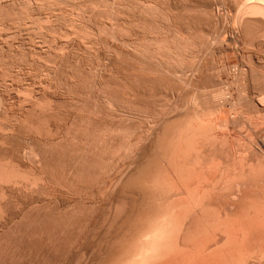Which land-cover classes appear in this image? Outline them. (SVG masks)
Listing matches in <instances>:
<instances>
[{"label":"rangeland","instance_id":"rangeland-1","mask_svg":"<svg viewBox=\"0 0 264 264\" xmlns=\"http://www.w3.org/2000/svg\"><path fill=\"white\" fill-rule=\"evenodd\" d=\"M216 1L215 0H201V1L200 0H159V1L158 0H152V1L151 0H146V1L145 0H0V127H1L0 128V148H1L0 165H3L0 166L1 167L0 177L5 178V176L8 175L9 179L10 177L11 179L13 178L12 181L10 180V182L8 183L2 182L0 184L1 187L0 196L3 195V197H0V201L1 199H3L2 202L0 203V206L2 205L0 208L4 210V211L1 210L2 213H0L1 214L0 264H100L102 263L100 261L101 259L104 258V254L107 251V246H109L110 244H111L110 246L114 245L113 243L115 242L114 240L116 234L114 235L113 233H117L116 231L114 232V230H117L115 229L116 227H114L115 226L114 224L116 222L114 221V219H112L111 216V214H113V211L115 210L114 205L116 204V199H118L117 196H119V194H117V190L121 185L116 183L117 181L115 180H118L116 177L118 175L120 176L124 169L126 171L129 170L130 168L129 171L134 172L138 164L142 162L141 161L143 160L142 156L145 155L144 157H146L147 155L154 153L153 150H155L154 147H156L154 146V144L156 143L155 140L158 137V134L162 133L163 129L165 128L164 126L166 124H167L166 126L168 127L170 126V124L172 125L171 122L176 120V119L173 120V118H177L178 116L180 117H178L177 119L179 120L180 118V120H182L184 116L187 114V112L190 113L192 111V110L189 111L190 110L189 108L191 109L195 108V105H197L195 104L196 101L197 103L202 102L201 103L202 107L209 110V108L211 109L214 103L218 102V99H213L211 95H215V94L220 95L221 89L225 88L226 90V88L228 87L227 88L228 91L226 90L227 92L223 89V91L228 94L230 92L229 95L232 96V99H230L229 104L227 103L228 110L232 109L231 106H233L234 112H242L244 110L243 105L245 104H242V102L237 104L238 102L235 100L237 99L236 97L240 95V94L238 95V92L241 91V90L239 91V89L243 88L244 84L245 86H247L246 83L242 82L241 80L242 78L238 80V78H240L241 76L235 80V82L238 80L237 81L238 84L234 82L235 76L233 75H237V70H235L234 67L231 68L228 71V73H225L223 75L222 72H219V68L224 64L222 61L224 62L228 61V63L230 64H235L236 62H238V64L237 63L235 64L238 66L247 62V60H248V63H246L247 66H250V64L255 61L253 63L254 65L256 63L255 58L263 60L264 62V48H263L264 46L261 47V45L264 44V42H261L260 44V42L257 41L256 43L258 44L259 47L256 45V43L254 44L252 41L251 42L253 44L251 42L250 45L246 44L248 43L247 39L242 37L241 35L240 37H238L237 33L232 31V29L234 28L231 29L232 26L234 27V23H232L234 22V19L232 18H234V15L236 14V9L235 8H234L235 10L233 9L234 7L233 3H230L229 0V4H232V7L228 8L230 7V5L227 6L228 3H226L227 6L226 8V6L222 7L221 4H220L221 6L218 5L219 4L218 1H220V3L223 1L224 4L226 0H222V1L216 0ZM204 5L208 6L206 7L207 12L205 10L206 8ZM230 13L232 14L235 13V14L232 17V14L230 15ZM228 14L232 18L228 16ZM225 25L227 26V28L224 27ZM221 27H223V29H221ZM225 28L227 30H225ZM230 29L235 34H233L230 31ZM219 31L228 33V34H224L227 35L228 37L226 36L225 39V36L222 35L223 33L222 32L220 33ZM180 38L183 40H181ZM224 39L226 41H224ZM244 39H246V41H244ZM165 47L166 48L168 47L169 49L167 50ZM125 51H127L128 53ZM130 51L132 53H130ZM153 52L155 55L153 54ZM242 55L243 56L245 55L248 58L243 57ZM157 56H159V58ZM249 56H252L250 57L251 60H253L251 63H249L251 61L249 59ZM153 57H155V59ZM239 57L242 59L245 58L244 59L245 62ZM201 58H203V60H201ZM228 58L232 62H229ZM161 59L162 61H160ZM219 59L221 63L219 62ZM239 59L241 60V62H239L240 61ZM171 60L175 62L174 65L177 66H174ZM203 61L205 62L206 65H204ZM155 62L158 63L155 64ZM159 62L160 63L164 62L162 64L163 66ZM169 62H171V64ZM199 64L204 65V69H206L202 72V75H200L196 70ZM215 64L218 65L215 66ZM156 65H159L160 68L159 66ZM180 66L183 69L181 68L180 70ZM255 66L257 69L258 68L257 66H259V64L257 65L256 63ZM216 67H218V69H216ZM260 67L262 68V65H260ZM212 69L216 72L218 71L217 73L219 74V76L218 74H215L216 75L215 76L214 73L216 72H214ZM232 70L233 72L235 71L236 74L235 72L234 74L233 72L231 73ZM258 70L256 71L258 72ZM261 70L263 71L264 69ZM173 71H175L176 73ZM262 71H259L258 74ZM204 72L207 73L205 74ZM226 74L227 75L229 74V76H231L230 78L232 79L227 78L228 76ZM207 80L210 81L208 82ZM218 80H221L220 82L222 83L226 82V84L220 83L221 86H219V84L216 83V86H219L220 88L218 89L217 87H215L216 88L215 89L214 83L215 81ZM239 81L241 84H243V86L240 85ZM227 82H234V83L227 84ZM260 83L261 81L259 82L258 80V82H255V85L253 84V86H259L261 85ZM245 86L244 88H246ZM213 88L215 89V91ZM223 91L221 92L224 93ZM242 91L240 93H242ZM204 94L205 96L203 97ZM199 97H201L202 100ZM125 100L127 102H125ZM231 103H234V105H232ZM237 105L241 106L242 110H240V107H237ZM112 106L113 107L116 106L117 108L116 107L113 108ZM142 108L145 110H143ZM236 108H238V111L236 110ZM137 109L139 111H137ZM185 109L188 110L186 111V113H185ZM245 110H244L245 113L243 114L244 115L246 114L245 115L246 117L242 114L243 117L240 118L237 121V123L234 124L233 127H230L231 134L232 131L233 133H236L235 130L237 131V127L238 129L239 127H241L243 134L246 133V130H244L246 128H243L241 125L247 127V125L244 124H247V119L249 118L250 120L251 119L250 117L253 118L255 113L253 114L251 112L253 114L252 115L249 112L251 111L250 107L249 108L247 107V109ZM138 113L143 115L141 116ZM91 114H93V116ZM99 114H101L102 116L101 115L99 116ZM247 114H249V116ZM88 116L89 119L87 118ZM163 116L166 118H164ZM85 117L87 118V120H85L86 119ZM156 117L158 118L156 119ZM161 122L163 123V125ZM242 122H244V124ZM98 123L100 125H98ZM152 125L153 128L149 127ZM154 125L156 128L154 127ZM161 127L163 129H161ZM69 129L71 130L69 131ZM85 129L87 130V133H85L86 132ZM100 129L101 130L104 129L102 130V133H100L101 132ZM114 132H116V134L118 135L116 136ZM262 132L263 131H261V134H259L260 133L259 132L258 136L259 138L261 136L262 139H264V135L262 136L263 134ZM123 133H125L127 137L125 136V134H124L125 137L122 136ZM129 135L132 137L131 138L132 140L131 139L128 140ZM121 136L123 137V139ZM99 138L100 139L102 138L101 139L102 141L99 140ZM91 139L94 142V144L91 141ZM94 139L97 140L94 141ZM140 139L141 141H139ZM72 140L75 142H71ZM143 140L144 141L147 140L146 141L147 144L146 143L144 144ZM239 140L240 143L247 142L246 141L247 138L244 136L239 137ZM51 141H52L51 143L52 145L48 143ZM126 142L128 143L130 142L129 143L130 145L128 143L126 145ZM25 143L29 148L26 146ZM133 143L139 144V146L137 145L136 147H134ZM64 144L66 147L64 146ZM58 145L59 146L61 145V147H59ZM72 146H74V148ZM128 147L132 149V152L130 150H129L130 152L128 151L129 149ZM81 148H83V150ZM119 148L120 151L121 149L124 148L122 150L124 152L123 154L122 151L121 152L119 151ZM103 149L107 151L105 152V150L103 151ZM109 149L111 150L112 153L110 152ZM87 150L89 151L92 150V151L89 152ZM37 152L39 153V156ZM28 154L31 155L33 154L34 157L33 156L31 157V155ZM69 154L71 157L69 156ZM103 154L106 156H102ZM110 154L111 157H109ZM128 155L130 157L129 159H128ZM60 156H62V158H60ZM138 157L140 159V162L138 161L139 160ZM81 160L85 161L86 164L88 165H85V162L83 163ZM97 160H99V162ZM122 160L123 162L121 163ZM15 162L19 166H17ZM97 162L98 164H95ZM115 162H117L116 165L114 164ZM92 163H94V166ZM57 164L60 165L58 166ZM103 165L104 168H102ZM131 165L133 168L131 167ZM54 166L56 169L54 168ZM60 166L61 167L63 166V168H61ZM97 166L98 167L101 166V167L98 168ZM113 166L114 167L116 166L117 168L115 167L116 168L115 169ZM2 167L4 168L2 169ZM82 167L83 169H81ZM91 167H94V169ZM17 168L19 169V171L16 170ZM112 168L114 171L112 170ZM6 171L7 172L9 171L13 175H11L9 172L7 173ZM125 171H123V173ZM47 172L49 173L47 174ZM70 172L71 175H68L70 174ZM81 172H82V177H79V175H81ZM72 173L74 176L72 175ZM62 174H64V176ZM106 174L109 176H107ZM17 176L18 177L21 176L22 179H18ZM41 176L44 178H42ZM119 176L118 178H120ZM40 177L41 179H39ZM101 178L103 179V181ZM6 179H8L7 176ZM24 180L25 182H23ZM125 180L126 177L124 176L123 178H121V181H118V183L124 182ZM19 181H21V183ZM32 181L34 182L32 183ZM11 182L13 185L15 183L17 186L21 184L20 185L21 187L20 186L16 187V185L12 187L13 185L11 184ZM28 182H30V184ZM45 182L49 184H46ZM82 183L84 186L82 185ZM31 184H33L32 186L35 187L30 186ZM114 184H116L117 186H115ZM4 186L7 188H5ZM113 186L115 187V189ZM21 194L23 197L21 196ZM21 212L22 213L24 212L23 215L21 214ZM76 214L78 215V218ZM110 221H114L115 223ZM84 223L86 224L84 225ZM110 225H114V226L111 227ZM111 234L112 236L114 235L113 236L114 239L112 238ZM108 238L111 239L108 240ZM104 246L106 247L105 249L106 251H102L104 250L103 248H105Z\"/></svg>","mask_w":264,"mask_h":264},{"label":"bare ground","instance_id":"bare-ground-1","mask_svg":"<svg viewBox=\"0 0 264 264\" xmlns=\"http://www.w3.org/2000/svg\"><path fill=\"white\" fill-rule=\"evenodd\" d=\"M146 1V0H145ZM152 1V0H151ZM159 1V0H158ZM201 1V0H200ZM216 1V0H215ZM222 1V0H221ZM218 5L222 7L230 5L229 0L223 1ZM155 3V2H154ZM207 3V2H206ZM217 3V1H216ZM236 9L234 15V27L230 26L233 32L237 33L247 39L246 44H255L257 41L264 42V0H230ZM147 4V3H146ZM215 4V3H214ZM145 5V4H144ZM220 5V6H221ZM224 5V6H223ZM205 6V5H204ZM226 6V8H227ZM208 6H205V8ZM216 7V5H215ZM218 7V6H217ZM123 8V7H122ZM150 8V7H149ZM154 8V7H151ZM121 9V8H120ZM139 9V8H138ZM234 9V10H235ZM145 10V9H144ZM207 12V8L205 9ZM218 10V9H217ZM224 10V9H223ZM233 10V11H234ZM150 11V10H149ZM157 11V10H156ZM229 11V10H228ZM235 12V11H234ZM206 14V13H205ZM147 15V14H146ZM157 15V14H156ZM200 15V14H199ZM121 16V15H120ZM176 16V15H175ZM43 17V16H42ZM227 17V16H226ZM229 17V18H230ZM121 18V17H120ZM125 18V17H124ZM132 19V18H131ZM211 19V18H210ZM217 19V18H216ZM228 19V18H227ZM231 19V20H232ZM44 20V19H43ZM206 20V18H205ZM218 20V19H217ZM230 20V21H231ZM216 21V20H215ZM148 22V21H147ZM161 22V21H160ZM172 22V21H171ZM214 22V21H213ZM143 23V22H142ZM149 23V22H148ZM153 23V22H152ZM151 23V24H152ZM164 23V22H163ZM231 23V22H230ZM217 24V23H216ZM193 25V24H192ZM200 25V24H199ZM224 27L227 28L225 25ZM135 28V27H134ZM157 28V27H156ZM225 28V30H227ZM149 29V28H148ZM223 29V27H221ZM220 29V30H221ZM229 29V28H228ZM230 29V31H231ZM224 30V31H225ZM223 31V30H222ZM221 31V32H222ZM231 31V32H232ZM177 32V31H176ZM220 32V31H219ZM220 32V33H221ZM232 32V33H233ZM217 33V32H216ZM228 34V33H224ZM211 34V33H209ZM219 34V33H218ZM235 34V33H233ZM231 34V35H233ZM177 35V34H176ZM230 35V36H231ZM181 36V35H180ZM201 36V35H200ZM225 39L227 35H224ZM169 37V36H168ZM179 37V36H178ZM228 37V36H227ZM234 37V36H233ZM214 38V37H213ZM181 39V38H180ZM198 39V37H197ZM224 39V41H226ZM229 39V38H228ZM238 39V38H236ZM241 39V38H240ZM244 39V41H246ZM148 40V39H147ZM164 40V39H163ZM166 40V39H165ZM170 40V39H169ZM173 40V39H172ZM183 40V39H181ZM156 41V40H155ZM160 41V40H159ZM167 41V40H166ZM171 41V40H170ZM229 41V40H228ZM227 41V42H228ZM236 41V40H235ZM252 41V42H251ZM151 42V41H150ZM172 42V41H171ZM175 42V41H174ZM184 42V41H183ZM251 42V43H250ZM138 43V42H137ZM144 43V40H143ZM149 43V42H148ZM153 43V42H152ZM155 43V42H154ZM162 43V42H161ZM164 43V42H163ZM167 43V42H166ZM176 43V42H175ZM174 43V44H175ZM201 43V42H200ZM214 43V42H213ZM252 43V44H253ZM173 44V43H172ZM184 44V43H182ZM190 44V43H189ZM221 44V43H220ZM242 44V43H240ZM259 44V45H260ZM117 45V44H116ZM144 45V44H143ZM177 45V44H176ZM194 45V44H193ZM222 45V44H221ZM258 46V44L256 43ZM118 46V45H117ZM130 46V45H129ZM167 46V45H166ZM192 46V45H190ZM196 46V45H195ZM264 44L261 45V47ZM121 47V46H120ZM123 47V46H122ZM138 47V46H137ZM146 47V46H145ZM163 47V46H162ZM173 47V46H172ZM254 47V46H252ZM251 47V48H252ZM259 47V46H258ZM126 48V47H125ZM132 48V47H131ZM143 48V47H142ZM153 48V47H152ZM159 48V47H158ZM166 48V47H165ZM233 48V47H232ZM239 48V47H238ZM264 48V47H263ZM262 48V49H263ZM141 49V48H140ZM139 49V50H140ZM155 49V48H154ZM169 49L168 47L166 48ZM175 49V48H174ZM196 49V48H195ZM201 49V48H200ZM259 49V48H258ZM112 50V49H111ZM158 50V49H157ZM171 50V49H170ZM192 50V49H191ZM113 51V50H112ZM150 51V50H149ZM152 51V50H151ZM164 51V50H163ZM161 51V52H163ZM178 51V50H176ZM184 51V50H183ZM189 51V50H187ZM200 51V50H199ZM262 51V50H259ZM127 52V51H125ZM166 52V51H165ZM208 52V51H207ZM232 52V51H231ZM114 53V52H113ZM128 53V52H127ZM130 53H132L130 51ZM174 53V52H172ZM176 53V52H175ZM213 53V52H212ZM148 54V53H147ZM150 54V53H149ZM154 54V52H153ZM152 54V55H153ZM163 54V53H162ZM180 54V53H179ZM183 54V53H182ZM238 54V53H236ZM117 55V54H116ZM133 55V54H132ZM144 55V54H143ZM146 55V54H145ZM155 55V54H154ZM158 55V54H157ZM166 55V53H165ZM221 55V54H220ZM119 56V55H118ZM128 56V55H127ZM168 56V55H167ZM165 56V57H167ZM199 56V55H198ZM209 56V55H208ZM243 56V55H242ZM240 56V57H242ZM248 56V54H247ZM255 56V55H254ZM134 57V56H133ZM156 57V56H155ZM155 57H153L155 59ZM159 58V56H157ZM178 57V56H177ZM187 57V56H186ZM234 57V56H233ZM236 57V56H235ZM239 57V58H240ZM243 57H246L245 55ZM252 56H249L251 60ZM256 57V56H255ZM111 58V57H110ZM129 58V57H128ZM141 58V57H140ZM143 58V57H142ZM248 58V57H246ZM2 59V58H1ZM4 59V58H3ZM64 59V58H63ZM118 59V58H117ZM136 59V58H135ZM149 59V58H148ZM173 59V58H172ZM175 59V58H174ZM209 59V58H208ZM227 59V58H225ZM223 59V60H225ZM236 59V58H234ZM242 59V58H240ZM239 59V60H240ZM245 59V58H244ZM244 59H242L244 61ZM253 59V58H252ZM253 65V60H249L250 66L246 63L238 66L230 64L228 61L219 68L222 75L234 67L237 70L235 80H242L247 86L239 89V96H234L239 104L242 102V107L251 108L250 113H255L254 117L249 120L247 114L246 133H242L241 127H237V133H230V127H233L237 121L242 118V112H234L232 109L228 110L232 96L226 93L228 90L220 95H211L213 99H218L211 109L202 107V102H195V108L191 109L190 113L184 116L182 120L177 118L170 121L172 125L164 126L162 133L158 134L156 143L154 144V153L142 156L143 160L140 162L134 172L125 171L116 177V183L119 186L118 199H116L115 210L111 214L116 227L113 233L116 234L114 245L107 246L102 251H106L104 258L101 259L100 264H264V139L258 136V133L264 135V62L258 58ZM69 60V59H68ZM166 60V59H165ZM168 60V59H167ZM170 60V59H169ZM203 60V58H201ZM229 62L230 59L228 58ZM232 60V59H231ZM134 61V60H133ZM149 61V60H147ZM153 61V59H152ZM159 61V60H157ZM162 61V59L160 60ZM172 61V60H171ZM181 61V60H180ZM200 61V59H199ZM209 61V60H208ZM242 61V62H243ZM62 62V61H61ZM168 62V61H166ZM173 62V61H172ZM202 62V61H201ZM204 62V61H203ZM207 62V61H206ZM214 62V61H213ZM220 62V59H219ZM241 62V60L239 61ZM66 63V62H65ZM108 63V62H107ZM158 62H155V64ZM160 63V62H159ZM164 63V62H163ZM163 63H160L161 65ZM171 64V62H169ZM175 62L172 64L174 65ZM185 63V62H184ZM217 63V62H215ZM221 63V62H220ZM77 64V63H76ZM75 64V65H76ZM140 64V63H139ZM159 64V65H160ZM166 64V63H165ZM178 64V63H177ZM144 65V64H143ZM146 65V64H145ZM156 65V66H159ZM167 65V64H166ZM200 65V64H199ZM197 66V72L202 75L204 65ZM208 65V63H207ZM218 64H215V66ZM246 65V66H245ZM262 65V68L260 67ZM163 66V65H162ZM161 66V67H162ZM177 66V65H174ZM172 66V67H174ZM212 66V65H211ZM245 66V67H244ZM137 67V66H136ZM145 67V66H144ZM143 67V68H144ZM149 67V66H148ZM151 67V66H150ZM166 67V66H165ZM208 67V66H207ZM219 67V66H218ZM216 67V69H218ZM102 68V67H101ZM108 68V67H107ZM146 68V67H145ZM160 68V66H159ZM169 68V67H168ZM180 66V70H181ZM185 68V67H184ZM261 68V69H260ZM97 69V68H96ZM135 69V68H134ZM157 69V68H156ZM172 69V68H171ZM175 69V68H174ZM183 69V68H182ZM208 69V68H207ZM215 69V70H216ZM73 70V69H72ZM152 70V69H151ZM173 70V69H172ZM179 70V69H178ZM213 70V69H212ZM211 70V72H212ZM262 71L258 74L256 71ZM55 71V70H54ZM137 71V70H136ZM135 71V72H136ZM145 71V70H144ZM155 71V70H154ZM152 71V72H154ZM170 71V70H169ZM214 71V70H213ZM134 72V71H133ZM175 72V71H173ZM216 72V71H214ZM218 72V71H217ZM214 73L218 74V73ZM224 72V73H223ZM233 70L231 71V73ZM235 72V71H234ZM233 72V74H234ZM100 73V72H99ZM161 73V72H160ZM176 73V72H175ZM174 73V74H175ZM180 73V72H179ZM205 73V72H204ZM207 73V72H206ZM205 73V74H206ZM230 73V72H229ZM134 74V73H133ZM144 74V73H143ZM221 74V73H220ZM236 74V72H235ZM57 75V74H56ZM141 75V74H140ZM160 75V74H159ZM162 75V74H161ZM176 75V74H175ZM178 75V74H177ZM193 75V74H192ZM227 75V74H226ZM231 75V74H230ZM259 75V77H258ZM78 76V75H77ZM76 76V77H77ZM92 76V75H91ZM101 76V75H100ZM98 76V77H100ZM151 76V75H150ZM158 76V75H157ZM168 76V75H167ZM216 76V75H215ZM214 76V77H215ZM219 76V74H218ZM217 76V78H218ZM227 78H230L229 74ZM232 76V77H233ZM143 77V76H142ZM221 77V76H220ZM102 78V77H101ZM149 78V77H148ZM155 78V77H154ZM166 78V77H165ZM216 78V80H217ZM77 79V78H76ZM79 79V78H78ZM99 79V78H98ZM103 79V78H102ZM112 79V78H111ZM172 79V78H171ZM187 79V78H186ZM215 79V78H214ZM222 79V78H221ZM232 79V78H230ZM261 81V85H255V82ZM158 80V79H157ZM178 80V79H177ZM237 80V81H238ZM74 81V80H73ZM80 81V80H79ZM206 81V80H205ZM208 81V80H207ZM210 81V80H209ZM208 81V82H209ZM212 81V80H211ZM221 80L215 81V87L220 88ZM227 81V80H226ZM232 81V80H231ZM237 81L235 82L236 84ZM214 82V81H213ZM234 82H227L231 84ZM254 82V83H253ZM80 83V82H79ZM82 83V82H81ZM123 83V82H122ZM166 83V82H165ZM216 83L219 86H216ZM221 83V84H220ZM75 84V83H74ZM98 84V83H97ZM213 84V83H212ZM211 84V87H212ZM259 84V83H258ZM257 84V85H258ZM85 85V84H84ZM139 85V84H138ZM93 86V85H92ZM207 86V85H206ZM210 86V85H209ZM223 86V85H222ZM227 86V85H226ZM208 87V86H207ZM210 87V88H211ZM239 87V85H238ZM73 88V87H72ZM203 88V87H202ZM205 88V86H204ZM213 88V89H214ZM89 89V88H88ZM87 89V90H88ZM97 89V88H96ZM109 89V88H108ZM114 89V88H113ZM126 89V88H125ZM216 89V88H215ZM214 89V91H215ZM103 90V89H102ZM110 90V89H109ZM236 90V87H235ZM98 91V90H97ZM232 91V89H231ZM81 92V91H80ZM101 92V91H100ZM145 92V91H144ZM202 92V91H201ZM206 92V91H204ZM210 92V91H207ZM213 92V91H211ZM236 92V91H233ZM82 93V92H81ZM102 93V92H101ZM105 93V92H104ZM124 93V92H123ZM166 93V92H165ZM197 93V92H196ZM69 94V93H68ZM100 94V93H99ZM161 94V93H160ZM178 94V93H177ZM209 94V93H207ZM86 95V94H85ZM101 95V94H100ZM105 95V94H104ZM108 95V94H107ZM172 95V94H171ZM202 95V94H201ZM88 96V95H87ZM114 96V95H113ZM112 96V98H113ZM126 96V95H125ZM205 94L203 95V97ZM120 97V95H119ZM124 97V96H123ZM197 97V96H196ZM202 97V96H201ZM201 97H199L201 99ZM207 97V96H206ZM219 97V98H218ZM223 97V98H221ZM61 98V97H60ZM108 98V97H106ZM105 98V99H106ZM145 98V97H144ZM190 98V97H189ZM176 99V98H175ZM204 99V98H203ZM235 99V98H233ZM47 100V99H46ZM72 100V99H71ZM101 100V99H100ZM109 100V99H108ZM112 100V99H111ZM124 100V99H123ZM132 100V99H131ZM148 100V99H147ZM195 100V98H194ZM202 100V99H201ZM106 101V100H105ZM113 101V100H112ZM117 101V100H115ZM119 101V100H118ZM122 101V100H121ZM173 101V100H172ZM217 101V100H216ZM215 101V102H216ZM125 102H127L125 100ZM151 102V101H150ZM200 102V101H199ZM244 102V103H243ZM78 103V102H76ZM108 103V102H107ZM124 103V102H123ZM188 103V102H187ZM191 103V102H190ZM80 104V103H78ZM106 104V103H104ZM109 104V103H108ZM234 105V103H231ZM241 104V105H242ZM110 105V104H109ZM133 105V104H132ZM152 105V104H151ZM154 105V104H153ZM175 105V104H174ZM179 105V104H178ZM78 106V105H77ZM129 106V105H128ZM197 106V107H196ZM247 106V107H246ZM74 107V106H72ZM103 107V106H102ZM106 107V106H105ZM113 107V106H112ZM111 107V108H112ZM116 107V106H114ZM113 107V108H114ZM138 107V106H137ZM175 107V106H174ZM177 107V106H176ZM190 107V106H189ZM241 109V106H238ZM246 107V108H245ZM27 108V107H26ZM47 108V107H46ZM64 108V107H63ZM99 108V107H98ZM117 108V107H116ZM230 108V107H229ZM49 109V108H48ZM119 109V108H118ZM128 109V108H127ZM143 109V108H142ZM162 109V108H161ZM126 110V109H125ZM131 110V109H130ZM145 110V109H143ZM142 110V111H143ZM238 111V108H236ZM239 110V111H240ZM249 110V109H248ZM245 110V111H248ZM25 111V110H24ZM31 111V110H30ZM43 111V110H42ZM88 111V110H87ZM96 111V110H95ZM115 111V110H114ZM118 111V110H117ZM128 111V110H127ZM132 111V110H131ZM130 111V112H131ZM134 111V110H133ZM137 111H139L137 109ZM136 111V112H137ZM174 111V110H173ZM185 109V113H186ZM232 111V112H231ZM59 112V111H58ZM98 112V111H97ZM124 112V111H123ZM168 112V110H167ZM234 112V113H233ZM246 112V113H249ZM56 113V112H55ZM80 113V112H79ZM140 113V112H139ZM138 113V114H139ZM164 113V112H163ZM172 113V112H171ZM170 113V114H171ZM233 113V114H232ZM251 113V114H252ZM108 114V113H106ZM130 114V113H129ZM149 114V113H148ZM210 114V115H209ZM252 114V115H253ZM71 115V114H70ZM74 115V112H73ZM77 115V114H76ZM79 115V114H78ZM82 115V114H81ZM93 116V114H91ZM101 114H99L100 116ZM141 115V114H139ZM138 115V116H139ZM143 115V114H142ZM141 115V116H142ZM147 115V114H146ZM244 115V114H243ZM246 115V114H245ZM244 115V116H245ZM250 115V116H252ZM96 116V115H95ZM94 116V117H95ZM102 116V115H101ZM172 116V115H171ZM211 116V117H210ZM70 117V116H69ZM131 117V116H130ZM153 117V116H152ZM164 117V116H163ZM162 117V119H163ZM246 117V116H245ZM74 118V117H72ZM86 118V117H85ZM89 119V116L87 117ZM87 118L85 120H87ZM91 118V117H90ZM102 118V117H101ZM146 118V117H145ZM158 117H156L157 119ZM166 118V117H164ZM169 118V117H168ZM182 118V117H181ZM70 119V118H69ZM93 119V118H92ZM125 119V118H124ZM77 120V119H76ZM94 120V119H93ZM97 120V119H96ZM110 120V119H109ZM114 120V119H113ZM117 120V119H116ZM144 120V119H143ZM160 120V119H159ZM167 120V119H166ZM245 120V119H244ZM49 121V120H48ZM70 121V120H69ZM73 121V120H72ZM100 121V120H98ZM148 121V120H147ZM151 121V120H149ZM158 121V120H157ZM246 121V120H245ZM38 122V121H37ZM95 122V121H94ZM115 122V121H114ZM123 122V121H122ZM127 122V121H126ZM145 122V121H144ZM153 122V121H152ZM163 122V121H162ZM161 122V123H162ZM46 123V122H45ZM74 123V122H73ZM81 123V121H80ZM79 123V124H80ZM140 123V122H139ZM147 123V122H146ZM156 123V122H154ZM153 123V124H154ZM160 123V122H159ZM165 123V122H164ZM246 123V122H245ZM70 124V123H69ZM75 124V123H74ZM90 124V122H89ZM150 124V123H149ZM168 124V125H169ZM41 125V124H40ZM50 125V124H49ZM78 125V124H77ZM97 125V124H96ZM98 125H100L98 123ZM102 125V124H101ZM144 125V124H143ZM151 125V124H150ZM156 125V124H155ZM154 125V127H155ZM158 125V123H157ZM161 125V124H160ZM163 125V123H162ZM18 126V125H17ZM64 126V125H63ZM125 126V125H124ZM31 127V126H30ZM46 127V126H45ZM70 127V126H69ZM98 127V126H97ZM104 127V126H103ZM129 127V126H128ZM148 127V126H147ZM153 128L152 126H149ZM148 127V128H149ZM1 128V127H0ZM41 128V127H40ZM68 128V127H67ZM71 128V127H70ZM96 128V127H95ZM94 128V130H95ZM113 128V127H112ZM115 128V127H114ZM118 128V127H117ZM156 128V127H155ZM242 128V129H243ZM30 129V128H28ZM50 129V128H49ZM84 129V128H83ZM87 129V128H86ZM85 129V130H86ZM160 129V130H161ZM35 130V129H34ZM46 130V129H45ZM56 130V128H55ZM71 129H69L70 131ZM84 130V131H85ZM90 130V129H88ZM98 130V128H97ZM101 130V129H100ZM104 130V129H102ZM102 130L100 133H102ZM106 130V129H105ZM116 130V129H115ZM118 130V129H117ZM123 130V129H122ZM130 130V129H129ZM241 130V131H240ZM243 130V132H244ZM5 131V130H4ZM15 131V130H14ZM23 131V130H22ZM121 131V130H120ZM125 131V130H124ZM122 131V132H124ZM149 131V130H148ZM240 131V132H239ZM73 132V131H72ZM106 132V131H105ZM104 132V133H105ZM126 132V131H125ZM130 132V131H129ZM152 132V131H151ZM156 132V131H155ZM10 133V132H9ZM29 133V132H28ZM59 133V132H58ZM62 133V132H61ZM83 133V132H82ZM87 133V130L86 132ZM98 133V132H97ZM117 136L116 132H114ZM127 133V132H126ZM5 134V133H3ZM7 134V133H6ZM12 134V133H11ZM10 134V135H11ZM42 134V133H41ZM74 134V133H73ZM78 134V133H77ZM90 134V131H89ZM94 134V133H93ZM111 134V133H110ZM109 134V135H110ZM122 134V133H121ZM123 133L122 136H124ZM129 134V133H128ZM83 135V134H82ZM112 135V134H111ZM148 135V134H147ZM66 136V135H65ZM75 136V135H74ZM81 136V135H80ZM96 136V135H94ZM93 136V137H94ZM101 136V134H100ZM106 136V135H105ZM120 136V134H119ZM118 136V137H119ZM121 136V137H122ZM126 136V134H125ZM124 136V137H125ZM246 137V143H240L239 137ZM50 137V136H49ZM61 137V136H60ZM70 137V135H69ZM84 137V136H83ZM87 137V136H86ZM92 137V136H91ZM98 137V136H97ZM127 137V136H126ZM130 137V138H129ZM128 140L132 137L129 135ZM136 137V136H135ZM134 137V138H135ZM156 137V135H155ZM18 138V137H17ZM20 138V137H19ZM46 138V137H45ZM108 138V137H107ZM115 138V137H114ZM117 138V137H116ZM142 138V137H141ZM4 139V138H3ZM6 139V138H5ZM12 139V138H11ZM16 139V138H15ZM42 139V138H41ZM68 139V138H67ZM82 139V138H80ZM102 139V138H101ZM99 138V140H101ZM123 139V137H122ZM149 139V136H148ZM20 140V139H19ZM40 140V139H39ZM46 140V139H45ZM58 140V139H57ZM62 140V138H61ZM60 140V141H61ZM71 140V139H70ZM74 140V139H73ZM71 142H75V141ZM97 139H94V141ZM111 140V138H110ZM127 140V141H128ZM132 140V139H131ZM138 140V139H137ZM7 141V140H6ZM28 141V140H27ZM26 141V142H27ZM77 141V140H76ZM79 141V140H78ZM87 141V139H86ZM85 141V143H86ZM92 141V139H91ZM102 141V140H101ZM104 141V140H103ZM124 141V140H122ZM141 141V139L139 140ZM144 141V140H143ZM147 141V140H146ZM144 141V144L146 143ZM149 141V140H148ZM154 141V142H155ZM32 142V141H31ZM46 142V141H45ZM59 142V141H58ZM57 142V144H58ZM62 142V141H61ZM80 142V141H79ZM93 142V141H92ZM116 142V141H115ZM121 142V141H120ZM131 142V141H130ZM129 142V143H130ZM135 142V141H132ZM137 142V141H136ZM153 142V143H154ZM19 143V141H18ZM48 143H52L48 142ZM47 143V144H48ZM69 143V142H67ZM99 143V141H98ZM110 143V142H109ZM112 143V142H111ZM117 143V142H116ZM123 143V142H122ZM128 142H126L127 145ZM128 143V144H129ZM138 143V142H137ZM142 143V142H140ZM2 144V143H1ZM7 144V143H6ZM9 144V142H8ZM12 144V143H11ZM16 144V143H15ZM26 144V143H25ZM71 144V143H70ZM78 144V143H77ZM82 144V143H81ZM91 144V143H89ZM87 144V145H89ZM94 144V142H93ZM134 144V143H133ZM132 144V145H133ZM147 144V143H146ZM17 145V144H16ZM20 145V144H19ZM18 145V146H19ZM36 145V144H35ZM52 145V144H51ZM54 145V144H53ZM69 145V144H68ZM86 145V147H87ZM104 145V144H103ZM123 145V144H122ZM130 145V144H129ZM139 146L134 144L133 146ZM12 146V145H10ZM17 146V147H18ZM27 146V144H26ZM45 146V145H44ZM59 146V145H58ZM57 146V147H58ZM65 146V144H64ZM76 146V145H75ZM106 146V145H105ZM119 146V145H118ZM124 146V145H123ZM6 147V146H5ZM22 147V146H21ZM28 147V146H27ZM48 147V146H47ZM55 147V146H54ZM53 147V148H54ZM61 147V145L59 146ZM63 147V146H62ZM66 147V146H65ZM71 147V145H70ZM74 148V146H72ZM80 147V146H79ZM83 147V146H82ZM91 147V146H90ZM102 147V144H101ZM115 147V146H114ZM127 147V146H126ZM131 147V146H130ZM3 148V147H2ZM29 148V147H28ZM51 148V147H50ZM49 148V149H50ZM77 148V147H76ZM96 148V147H95ZM105 148V147H104ZM122 148V147H121ZM129 148V147H128ZM132 148V147H131ZM129 148L132 152V149ZM1 149V148H0ZM5 149V148H4ZM3 149V150H4ZM16 149V148H15ZM24 149V148H23ZM27 149V148H26ZM35 149V148H34ZM38 149V148H37ZM80 149V148H79ZM83 150V148H81ZM86 149V148H85ZM112 149V148H111ZM116 149V148H115ZM124 149V148H123ZM121 149V151L123 150ZM127 149V148H126ZM142 149V148H140ZM2 150V151H3ZM6 150V149H5ZM45 150V149H44ZM47 150V149H46ZM52 150V149H51ZM65 150V149H64ZM93 150V149H92ZM91 150V151H92ZM96 150V149H95ZM105 149H103L104 151ZM110 150V149H109ZM139 150V149H138ZM22 151V150H20ZM36 151V150H35ZM42 151V150H40ZM49 151V150H48ZM58 151V150H57ZM73 151V150H72ZM89 151V150H87ZM89 151V152H91ZM99 151V148H98ZM107 150H105L106 152ZM116 151V150H115ZM120 151V148H119ZM118 151V152H119ZM120 151V152H121ZM129 151V152H130ZM151 151V150H150ZM152 151V152H153ZM12 152V151H11ZM14 152V151H13ZM24 152V151H23ZM26 152V150H25ZM32 152V151H31ZM39 152V151H38ZM37 152V153H38ZM45 152V151H44ZM54 152V151H53ZM56 152V151H55ZM62 152V150H61ZM67 152V151H66ZM82 152V151H81ZM84 152V151H83ZM109 152V151H108ZM111 152V150H110ZM117 152V151H116ZM127 152V151H126ZM6 153V152H5ZM19 153V152H17ZM35 153V152H34ZM33 153V154H34ZM51 153V152H50ZM58 153V152H57ZM65 153V152H64ZM69 153V152H68ZM112 153V152H111ZM124 152L122 151V154ZM128 153V152H127ZM4 154V153H2ZM10 154V153H9ZM33 154H28L33 156ZM42 154V153H41ZM60 154V152H59ZM78 154V151H77ZM76 154V155H77ZM84 154V153H83ZM86 154V153H85ZM91 154V153H89ZM105 154V153H104ZM102 156H106V155ZM108 154V153H107ZM117 154V153H116ZM115 154V155H116ZM120 154V153H119ZM80 155V154H79ZM82 155V154H81ZM114 155V156H115ZM126 155V153H125ZM131 155V154H130ZM136 155V154H135ZM134 155V156H135ZM141 155V154H140ZM11 156V155H9ZM39 156V153H38ZM43 156V155H42ZM70 156V154H69ZM73 156V155H72ZM95 156V153H94ZM101 156V157H102ZM113 156V154H112ZM4 157V155H3ZM21 157V156H20ZM24 157V156H23ZM34 157V156H33ZM58 157V156H57ZM68 157V156H67ZM71 157V156H70ZM78 157V156H77ZM92 157V156H91ZM100 157V158H101ZM111 157V154L110 156ZM123 157V156H122ZM37 158V157H35ZM45 158V157H44ZM62 158V156H60ZM59 158V159H60ZM65 158V157H64ZM74 158V157H73ZM88 158V156H87ZM98 158V157H97ZM104 158V157H103ZM128 155V159H129ZM132 158V157H131ZM141 158V159H142ZM21 159V158H20ZM28 159V158H27ZM52 159V158H51ZM58 159V160H59ZM78 159V158H77ZM81 159V157H80ZM110 159V158H109ZM112 159V158H111ZM119 159V158H118ZM117 159V160H118ZM7 160V159H6ZM42 160V159H41ZM53 160V159H52ZM87 160V159H86ZM116 160V161H117ZM29 161V160H28ZM33 161V160H32ZM35 161V159H34ZM47 161V160H46ZM70 161V160H69ZM82 161V160H81ZM99 162V160H97ZM103 161V159H102ZM106 161V160H105ZM104 161V162H105ZM119 161V160H118ZM18 162V161H17ZM37 162V161H36ZM51 162V161H50ZM71 162V161H70ZM83 163L85 161H82ZM96 162V161H94ZM95 163V164H98ZM113 162V161H112ZM123 160L121 161V163ZM131 162V161H130ZM6 163V162H5ZM4 163V164H5ZM16 163V162H15ZM46 163V162H45ZM72 163V162H71ZM78 163V161H77ZM111 163V162H110ZM117 162L114 164L116 165ZM81 164V163H80ZM94 166V163H92ZM101 164V163H100ZM99 164V165H100ZM129 164V163H128ZM7 165V164H6ZM17 165V163H16ZM37 165V164H35ZM58 165V164H57ZM60 165V164H59ZM58 165V166H59ZM65 165V163H64ZM77 165V164H76ZM85 165L86 164L85 162ZM118 165V164H117ZM3 166V165H0ZM5 166V165H4ZM11 166V165H10ZM9 166V167H10ZM19 166V165H17ZM21 166V165H20ZM43 166V165H42ZM48 166V165H47ZM67 166V165H66ZM69 166V165H68ZM102 166V165H101ZM100 166V167H101ZM8 167V166H7ZM12 167V166H11ZM61 167V166H60ZM74 167V166H73ZM78 167V166H77ZM98 167V166H97ZM98 167V168H100ZM114 167V166H113ZM116 167V166H115ZM114 167V168H115ZM123 167V166H122ZM125 167V166H124ZM129 167V166H128ZM132 167V165H131ZM1 168V167H0ZM4 167H2L3 169ZM13 168V167H12ZM29 168V167H28ZM51 168V166H50ZM55 168V166H54ZM63 168V166L61 167ZM60 168V169H61ZM75 168V167H74ZM80 168V167H79ZM86 168V166H85ZM94 169V167H91ZM104 168V165L103 167ZM109 168V167H108ZM117 168V167H116ZM115 168V169H116ZM121 168V166H120ZM133 168V167H132ZM9 169V168H8ZM56 169V168H55ZM76 169V168H75ZM83 169V167L81 168ZM90 169V168H89ZM88 169V170H89ZM119 169V168H118ZM123 169V168H122ZM13 170V169H11ZM19 171V169H16ZM25 170V169H24ZM29 170V169H27ZM51 170V169H50ZM67 170V169H66ZM71 170V169H70ZM97 170V169H96ZM99 170V169H98ZM104 170V169H103ZM113 170V168H112ZM33 171V170H32ZM57 171V170H56ZM69 171V169H68ZM77 171V170H76ZM83 171V170H82ZM85 171V170H84ZM102 171V169H101ZM114 171V170H113ZM116 171V170H115ZM7 172V171H6ZM9 172V171H8ZM7 172V173H8ZM27 172V171H26ZM53 172V171H52ZM61 172V171H60ZM67 172V171H66ZM5 173V172H4ZM10 173V172H9ZM19 173V172H18ZM17 173V174H18ZM49 172H47L48 174ZM62 173V172H61ZM87 173V172H86ZM97 173V172H96ZM106 173V172H105ZM108 173V172H107ZM112 173V171H111ZM120 173V171H119ZM13 175L12 173H10ZM15 174V173H14ZM20 174V173H19ZM22 174V173H21ZM29 174V173H28ZM33 174V173H32ZM38 174V173H37ZM78 174V172H77ZM84 174V173H83ZM101 174V173H100ZM103 174V173H102ZM41 175V174H40ZM39 175V176H40ZM53 175V174H52ZM56 175V174H55ZM59 175V174H58ZM64 176V174H62ZM71 175V172L70 174ZM73 175V173H72ZM93 175V174H92ZM107 175V174H106ZM105 175V176H106ZM110 175V173H109ZM107 175V176H109ZM116 175V172H115ZM1 176V175H0ZM3 176V175H2ZM5 176V174H4ZM3 176V177H4ZM6 176L8 179H6ZM5 178L0 177V184L8 183V175ZM25 176V175H22ZM34 176V175H33ZM44 176V175H43ZM74 176V175H73ZM87 176V175H86ZM99 176V174H98ZM103 176V175H102ZM126 177L124 182L121 178ZM15 177V176H14ZM18 177V176H17ZM16 177V179H17ZM21 177V176H19ZM18 179H22L19 178ZM27 177V176H26ZM35 177V176H34ZM38 177V176H37ZM42 177V176H41ZM41 177L39 179H41ZM79 177H82V172ZM97 177V176H96ZM44 178V177H42ZM72 178V177H71ZM115 178V179H116ZM24 179V178H23ZM28 179V178H25ZM47 179V178H46ZM44 179V180H46ZM58 179V178H56ZM68 179V178H67ZM74 179V178H73ZM79 179V178H78ZM87 179V178H86ZM90 179V177H89ZM102 179V178H101ZM30 180V179H29ZM38 180V179H35ZM40 181V180H39ZM99 181V180H98ZM103 181V179H102ZM14 182V181H13ZM16 182V181H15ZM21 183V181H19ZM25 182V180L23 181ZM22 182V183H23ZM27 182V181H26ZM34 181H32L33 183ZM37 182V181H36ZM41 182V181H40ZM58 182V181H57ZM77 182V181H75ZM30 184V182H28ZM46 183V182H45ZM44 183V184H45ZM56 183V182H55ZM67 183V182H66ZM70 183V182H69ZM93 183V182H92ZM96 183V182H95ZM110 183V182H109ZM115 183V182H114ZM12 184V182H11ZM25 184V183H24ZM36 184V183H34ZM38 184V183H37ZM41 184V183H40ZM49 184V183H46ZM65 184V183H64ZM79 184V183H77ZM104 184V183H103ZM6 185V184H5ZM10 185V184H9ZM13 185V184H12ZM16 184L12 187H14ZM19 184L18 186H20ZM31 184L30 186H32ZM43 185V184H42ZM59 185V184H58ZM83 185V183H82ZM106 185V184H105ZM117 186L116 184H114ZM8 186V185H7ZM16 185V187H18ZM24 186V185H23ZM73 186V185H72ZM84 186V185H83ZM95 186V185H94ZM3 187V186H2ZM5 187V186H4ZM21 187V186H20ZM27 187V186H25ZM35 187V186H32ZM38 187V186H37ZM61 187V186H59ZM104 187V186H103ZM107 187V186H106ZM109 187V186H108ZM114 187V186H113ZM112 187V190H113ZM1 188V187H0ZM7 188V187H5ZM11 188V187H10ZM9 188V189H10ZM23 188V187H22ZM30 188V187H29ZM67 188V187H66ZM12 189V188H11ZM25 189V188H24ZM36 189V188H35ZM45 189V188H43ZM56 189V188H55ZM97 189V188H96ZM115 189V187H114ZM2 190V189H1ZM4 190V189H3ZM16 190V189H15ZM27 190V189H26ZM32 190V189H31ZM51 190V189H50ZM69 190V188H68ZM25 191V190H24ZM30 191V190H29ZM48 191V190H47ZM64 191V190H63ZM85 191V190H84ZM99 191V190H98ZM111 191V190H110ZM5 192V191H4ZM26 192V191H25ZM28 192V191H27ZM33 192V191H31ZM43 192V191H42ZM107 192V191H106ZM10 193V192H9ZM13 193V192H12ZM21 193V192H20ZM36 193V192H35ZM68 193V192H67ZM109 193V191H108ZM111 193V192H110ZM3 194V193H2ZM7 194V193H6ZM88 194V193H87ZM101 194V191H100ZM1 195V194H0ZM17 195V194H16ZM19 195V194H18ZM33 195V194H32ZM55 195V194H54ZM62 195V194H61ZM81 195V194H80ZM97 195V194H96ZM106 195V194H105ZM7 196V195H6ZM10 196V195H9ZM15 196V195H14ZM22 196V194H21ZM48 196V195H47ZM68 196V195H67ZM103 196V195H102ZM0 197H3L0 196ZM23 197V196H22ZM35 197V196H34ZM86 197V196H85ZM8 198V197H7ZM32 198V197H31ZM38 198V197H37ZM46 198V197H45ZM44 198V199H45ZM54 198V197H53ZM57 198V197H55ZM11 199V198H10ZM47 199V198H46ZM69 199V198H68ZM103 199V198H102ZM3 199H1L0 203ZM6 200V199H4ZM40 200V199H39ZM74 200V199H73ZM72 200V201H73ZM84 200V199H83ZM101 200V199H100ZM9 201V200H8ZM22 201V200H21ZM50 201V200H49ZM67 201V200H66ZM69 201V200H68ZM12 202V201H11ZM29 203V202H28ZM41 203V202H40ZM58 203V202H57ZM98 203V202H97ZM19 204V203H18ZM50 204V203H49ZM104 204V203H103ZM30 205V204H28ZM36 205V204H35ZM40 205V204H39ZM46 205V204H45ZM99 205V204H98ZM2 206V205H1ZM0 206V207H1ZM21 206V205H20ZM26 206V205H25ZM48 206V205H47ZM52 206V205H51ZM64 206V205H63ZM100 206V205H99ZM6 207V206H5ZM45 207V206H44ZM15 208V207H14ZM20 208V207H19ZM30 208V207H29ZM39 208V207H38ZM69 208V207H68ZM10 209V208H9ZM35 209V208H34ZM2 208H0V213ZM17 210V208H16ZM31 210V209H30ZM45 210V209H44ZM43 210V211H44ZM50 210V209H49ZM68 210V209H67ZM4 211V210H3ZM19 211V210H18ZM33 211V210H32ZM86 211V210H85ZM48 212V211H47ZM78 212V211H77ZM112 212V211H111ZM110 212V213H111ZM5 213V212H4ZM3 213V214H4ZM10 213V212H9ZM12 213V212H11ZM24 213V212H23ZM21 212V214L23 215ZM44 213V212H43ZM74 213V212H73ZM82 213V212H81ZM85 213V212H84ZM87 213V212H86ZM109 213V212H108ZM38 214V213H37ZM79 214V213H78ZM83 214V213H82ZM7 215V214H6ZM21 215V216H22ZM31 215V214H30ZM74 215V214H73ZM77 215V214H76ZM88 215V214H87ZM1 216V214H0ZM15 216V215H14ZM57 216V215H56ZM66 216V215H65ZM4 217V216H3ZM12 217V216H10ZM23 217V216H22ZM2 218V217H1ZM64 218V217H63ZM78 218V215H77ZM14 219V218H13ZM31 219V218H30ZM33 219V218H32ZM58 219V218H57ZM67 219V218H66ZM111 219V218H110ZM29 220V219H28ZM39 220V219H38ZM42 220V218H41ZM47 220V219H46ZM53 220V219H52ZM64 220V219H63ZM70 220V219H69ZM6 221V220H5ZM60 221V220H59ZM4 222V221H3ZM32 222V221H31ZM30 222V223H31ZM65 222V221H64ZM67 222V221H66ZM70 222V221H69ZM109 222V223H110ZM14 223V221H13ZM2 224V223H1ZM4 224V223H3ZM11 224V223H10ZM48 224V223H47ZM46 224V225H47ZM57 224V223H56ZM86 223H84L85 225ZM72 225V224H71ZM8 226V225H7ZM12 226V225H11ZM30 226V225H29ZM35 226V225H34ZM81 226V225H80ZM2 227V226H1ZM33 227V226H32ZM45 227V226H44ZM50 227V226H49ZM63 227V226H62ZM29 228V227H28ZM109 228V227H108ZM9 229V228H8ZM14 229V228H13ZM44 229V228H43ZM33 231V229H32ZM44 231V230H43ZM18 232V231H17ZM27 232V231H26ZM9 233V232H8ZM37 233V232H36ZM35 233V234H36ZM51 233V232H50ZM56 233V232H55ZM64 233V232H63ZM47 235V234H46ZM68 235V234H67ZM113 235V236H114ZM7 236V235H6ZM112 236V234H111ZM112 238L114 239V237ZM69 238V237H68ZM27 239V238H26ZM58 239V238H57ZM111 239V238H110ZM108 238V240H110ZM38 240V239H37ZM47 241V240H46ZM1 242V241H0ZM36 242V241H35ZM57 242V240H56ZM108 242V241H106ZM44 243V242H43ZM49 243V242H48ZM47 243V244H48ZM65 243V242H64ZM41 244V243H40ZM84 244V243H83ZM107 244V243H105ZM15 245V244H14ZM78 245V244H77ZM60 246V245H59ZM11 247V246H10ZM36 248V247H35ZM51 248V247H50ZM109 248V249H108ZM1 249V248H0ZM47 249V248H46ZM49 249V248H48ZM58 249V248H57ZM56 249V250H57ZM100 249V248H99ZM10 250V249H9ZM28 250V249H27ZM54 250V249H53ZM52 250V251H53ZM100 251V250H99ZM8 252V251H7ZM22 252V251H21ZM4 253V252H3ZM99 253V252H97ZM20 254V253H19ZM101 254V252H100ZM2 255V254H1ZM89 255V254H88ZM95 255V254H94ZM97 255V254H96ZM3 256V255H2ZM23 256V255H22ZM43 256V255H42ZM99 257V255H98ZM4 258V257H3ZM97 258V256H96ZM17 260V259H16ZM5 261V260H4ZM13 261V260H12ZM44 261V260H43ZM98 261V260H97ZM11 262V261H10ZM28 262V261H27ZM96 262V261H95ZM46 263V262H45Z\"/></svg>","mask_w":264,"mask_h":264}]
</instances>
